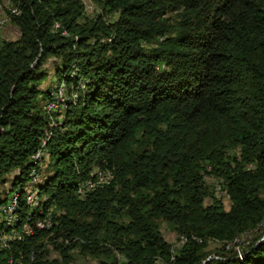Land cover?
<instances>
[{"label": "trees", "instance_id": "16d2710c", "mask_svg": "<svg viewBox=\"0 0 264 264\" xmlns=\"http://www.w3.org/2000/svg\"><path fill=\"white\" fill-rule=\"evenodd\" d=\"M8 1L0 183L16 174L0 204L18 210L0 220V264H264V0ZM43 210L52 225L24 235Z\"/></svg>", "mask_w": 264, "mask_h": 264}, {"label": "rangeland", "instance_id": "374dc122", "mask_svg": "<svg viewBox=\"0 0 264 264\" xmlns=\"http://www.w3.org/2000/svg\"><path fill=\"white\" fill-rule=\"evenodd\" d=\"M87 4V3H86ZM85 4V5H86ZM0 12L2 10V8L4 7V3L2 2V0H0ZM89 9V7H88ZM0 21H3V19H0ZM2 37L3 38H6V39H15L17 38L18 36V30L15 26H13L10 22H8L5 26H4V29L2 31ZM58 63V61L56 60V58L54 57H51L50 59H48V61L46 62L47 65H44L43 68H45V70L47 71L48 73V77L46 78V80L44 82H42V88L43 89H46L55 79V77L53 76L54 74V70L53 68L55 67V65ZM59 65V64H58ZM54 83V82H53ZM52 83V84H53ZM56 85V84H55ZM54 85V86H55ZM53 86V87H54ZM57 110V109H56ZM62 111V110H61ZM49 162L50 160L48 159V157H45L44 159V162L42 164V172H43V177L47 175V173H49V170H50V167H49ZM16 174V171L12 172L11 174H9L7 176V179L5 182L3 183H0V197L3 198L5 196V194L8 192V189H9V185L10 183L12 182V179L14 177V175ZM107 178V177H106ZM214 188V187H213ZM216 189H218V186H215ZM220 192V189L218 190ZM217 192V193H219ZM214 193V192H213ZM219 196L220 195H223V193L221 194H218ZM10 197V196H9ZM223 199V202H224V205L226 208L229 207V203H228V200L226 198H222ZM209 202V200H207ZM5 204V203H4ZM3 204H0V206H2ZM5 221L6 219V214L3 212V210L0 211V220ZM264 228V224L260 226V230L258 231H262ZM161 231L163 233V235L165 236V238L173 243L175 246L177 245L178 243V239L176 237V235L170 230V228L166 225V224H162L161 225ZM257 231V232H258ZM252 235L250 234H245L244 236L240 237L239 239L235 240L234 243L236 244H241V243H244V244H247L250 239H251ZM209 247H212V244H210ZM51 248V247H50ZM50 256L51 257H57V254L55 251H51L50 253ZM71 264H96V261L93 259V258H90V257H85V256H80L78 254L75 255V259L74 261L71 263Z\"/></svg>", "mask_w": 264, "mask_h": 264}, {"label": "bare ground", "instance_id": "6f19581e", "mask_svg": "<svg viewBox=\"0 0 264 264\" xmlns=\"http://www.w3.org/2000/svg\"><path fill=\"white\" fill-rule=\"evenodd\" d=\"M88 6H91V5H88ZM95 9H96L97 12L99 11L98 8H95ZM3 22H5V21L4 20L3 21H0V28H1L2 24H3ZM75 71H76L75 69L72 70L70 72V74L73 75L75 73ZM66 94H67L66 85L62 81L60 84L56 85V89L52 93V95H53L52 96V102L53 101H57V106L59 107V105L61 104V102L66 98ZM52 102L49 105V110L56 109V103H52ZM41 156H42V153L39 152V153H37L34 156V158L39 160ZM30 175H31V173H30ZM42 178H43V172L42 171H38V172L37 171H34L33 172V178L29 181V183L25 187L26 188V191H25V203H26V205H33V207H34L33 211L34 210L36 211V208H39L40 209L41 208L40 207V204L43 201L42 199H38L35 196L36 189H37L36 188V185H37L38 182H40L42 180ZM79 192L80 193H83V187L82 186L80 187ZM9 204H10V213H9V207H5V206H7ZM17 206H18V200H17V197L15 195H12L8 199V201H7L6 204H3L2 206H0V211L3 210V212L6 214L5 221L3 219V221L5 222V225L6 226H8V225L13 226L16 223L17 216L15 214L16 213L15 211L18 210L17 209L18 208ZM32 222H33L32 224H29L27 222L23 224L22 228L29 230V233H23L24 235L32 234L35 230L47 229V228H49L52 225V222H51V218L50 217L48 218V221H42V222H40V220H34ZM16 233L17 232H15L13 230V233L12 234L14 236L16 235ZM238 257L239 258H242L241 255L238 256Z\"/></svg>", "mask_w": 264, "mask_h": 264}, {"label": "built area", "instance_id": "2783aa9c", "mask_svg": "<svg viewBox=\"0 0 264 264\" xmlns=\"http://www.w3.org/2000/svg\"><path fill=\"white\" fill-rule=\"evenodd\" d=\"M2 2L3 3H9V1L8 0H2ZM83 2H84V0H83ZM85 3V2H84ZM89 7V11L91 12V13H93L94 11H96V9L94 8V7H92V6H88ZM12 9H13V5H12ZM7 24V23H6ZM6 24H4V26L6 25ZM52 103H56V108L58 109V106H57V101H53ZM48 136H47V133L46 132H44V136L41 138V141H40V152L42 153V146L43 145H45V143H46V141L48 140ZM82 187H86V185H82ZM218 194H220V192L218 193ZM28 199V198H27ZM5 207H9V213H10V204L9 205H7V206H5ZM50 214H51V212H49V211H46V210H43V215H41L40 216V218H34V220H40V222H42V221H48V218H49V216H50ZM21 231H22V233H29V230H27V229H23L22 227H21ZM8 236H9V238H10V232H8ZM240 256V255H239ZM21 257L22 256H19V259H21Z\"/></svg>", "mask_w": 264, "mask_h": 264}]
</instances>
